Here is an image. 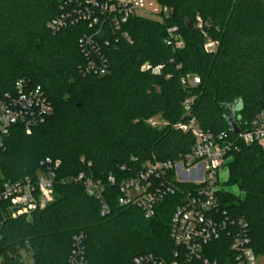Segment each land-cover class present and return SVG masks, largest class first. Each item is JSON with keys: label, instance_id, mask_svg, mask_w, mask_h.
I'll return each instance as SVG.
<instances>
[{"label": "trees", "instance_id": "obj_1", "mask_svg": "<svg viewBox=\"0 0 264 264\" xmlns=\"http://www.w3.org/2000/svg\"><path fill=\"white\" fill-rule=\"evenodd\" d=\"M70 1L86 0H0V96L25 79L41 85L54 107L31 134L12 128L0 150V190L6 181L34 177L47 157L62 161L53 202L30 217H5L0 210L3 264H67L79 232L87 236L88 264H131L137 254L168 251L178 195L168 196L146 218L141 208L121 206L119 187L110 186V211L103 216L99 201L71 177L86 172L122 180L147 162L178 161L195 136L177 124L192 118L235 142L227 183L243 196L223 191L220 197L247 223L251 246L264 259V149L239 140L227 119L237 107L234 119L244 132L264 110V0H158L173 9L172 15L164 22L131 18L122 25L130 39L109 19L101 20L98 38L110 64L104 76L80 71L85 57L79 39L98 26L80 22L57 32L49 27ZM198 16L208 37L218 42L214 52L204 49ZM169 26L178 27L183 47L173 50L165 43ZM145 63L163 68L154 73L142 68ZM191 74L200 83L184 85L182 79ZM156 116L166 124L152 127L147 121ZM222 243L216 256L227 248Z\"/></svg>", "mask_w": 264, "mask_h": 264}, {"label": "built area", "instance_id": "obj_2", "mask_svg": "<svg viewBox=\"0 0 264 264\" xmlns=\"http://www.w3.org/2000/svg\"><path fill=\"white\" fill-rule=\"evenodd\" d=\"M69 4L68 7L66 3L62 6L63 12L49 23V27L57 32L80 22H86L91 28L98 26L93 34L86 33L79 39V47L85 57L80 71L97 76L106 75L110 69L98 38L102 32L99 25L101 20L106 22L109 19L122 37L130 39L128 32L122 30V25L131 18L139 16L164 22L173 13L172 8L158 0H108L105 3L86 0L70 1ZM196 26L206 37L205 51H216L218 42L205 33L200 16L197 17ZM108 43L104 41L105 45ZM165 43L173 50L184 46L177 26L167 28ZM142 68L160 73L163 65L145 63ZM182 83L196 86L200 83V77L191 74L184 77ZM190 105L191 101L187 100V111ZM53 111V104L41 85H33L25 79L17 80L13 91L0 96V150L5 148L14 126L31 134L47 121ZM147 122L152 127L166 124L160 116L152 117ZM177 126L184 131L191 130L195 136L193 146L182 159L147 162L135 175L122 180L112 174L103 180L86 172H80L71 180L83 184L86 193L99 201L103 216L110 211L106 200L110 186L119 187L121 206L141 208L146 218L153 217L157 205L168 196L180 197L170 221L171 248L162 254H137L131 264H262V257L251 246L247 223L232 215L220 197L223 191L237 195L219 182V171L228 167L232 161V151L237 149L235 142L224 132L214 134L206 131L194 118L189 123H179ZM238 139L246 144L257 143L264 149V110L253 121L250 130L238 133ZM61 165L60 159L47 157L34 177L6 181L0 190V210L5 217H30L34 211L45 208L53 200L56 172ZM86 238L84 232L73 236L67 264H88ZM220 242L225 243L227 248L216 256V251L221 249L218 247ZM0 264H3L2 258Z\"/></svg>", "mask_w": 264, "mask_h": 264}, {"label": "rangeland", "instance_id": "obj_3", "mask_svg": "<svg viewBox=\"0 0 264 264\" xmlns=\"http://www.w3.org/2000/svg\"><path fill=\"white\" fill-rule=\"evenodd\" d=\"M180 36H181V40L184 42L185 41L184 37L182 35H180ZM228 178H229V169H228V167L227 168L223 167V169H221L219 171V182H221V183L223 182L226 188H229L230 190L236 192L238 196H243V193L239 190V188L236 185H234V186H231L230 184L228 185V183H227ZM54 199H55V193L53 196V200L51 202H53ZM261 263L264 264L263 258L261 259Z\"/></svg>", "mask_w": 264, "mask_h": 264}, {"label": "water", "instance_id": "obj_4", "mask_svg": "<svg viewBox=\"0 0 264 264\" xmlns=\"http://www.w3.org/2000/svg\"><path fill=\"white\" fill-rule=\"evenodd\" d=\"M236 108L237 107H235V106L230 108V112H229V115L227 116V119H228L230 131L233 133H240L241 128L239 127V124L234 119V114H235Z\"/></svg>", "mask_w": 264, "mask_h": 264}]
</instances>
